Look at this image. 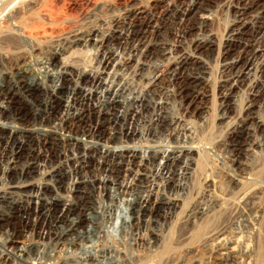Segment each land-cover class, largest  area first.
Wrapping results in <instances>:
<instances>
[{"label":"bare ground","instance_id":"6f19581e","mask_svg":"<svg viewBox=\"0 0 264 264\" xmlns=\"http://www.w3.org/2000/svg\"><path fill=\"white\" fill-rule=\"evenodd\" d=\"M47 1L6 0L5 4H24L29 13L45 6ZM232 1L234 17L218 53L224 74L219 121L229 119L226 115L229 101L236 102L231 95L240 83L245 80L250 91L241 115L235 122H230V118L226 123L228 133L222 145L226 149L230 147L227 151L234 158L236 155L232 152L238 146L245 143V151H252L260 146L259 138L264 137V125L252 113L253 106L264 100V0ZM204 3L205 0H191L177 6L176 0L168 3L159 0L144 7L128 4L121 9V18L116 24L123 32L115 30L100 36L92 29L75 32L43 59L44 67L39 68L37 75L41 69L47 70L56 57L76 47L95 49L91 55L96 63L88 69L62 66L61 73L45 77L31 74L32 70L25 71L30 75L20 71L2 75L5 83L0 82V264H54L48 261L56 256H79L72 258L75 264H106L107 256L113 251L95 250L91 244L95 239L124 236L128 232L136 237V232L148 225L145 217L167 220L169 215L181 210L179 201L162 198L156 192L182 189L181 180L188 170L190 159L187 158L193 148L179 145V130L174 141L176 147L160 143L167 137V123L161 111L167 101L181 107L186 103L193 111L201 110L202 103L198 101L204 98L201 92L208 83L203 54L214 45L213 36L200 35L212 19L207 9H203ZM24 10L17 9L9 19L23 20ZM157 15L169 24L174 23L188 37L192 36L186 48L167 44L162 38L163 29L149 25ZM17 27L25 39L33 38L29 29L25 32L26 25ZM194 30L198 34L192 33ZM120 46L126 58L119 55L122 61H116L107 72L108 60L117 54L116 47ZM178 48L180 52L172 57ZM134 57L142 62L131 73H124ZM48 76L56 79L57 85L46 87L44 82ZM34 95L42 96L43 100L39 104L31 102L29 99ZM159 95L161 99L164 97V103L151 105L150 100ZM148 109L152 110L150 114L146 113ZM137 122H141L139 129ZM107 124L113 133L109 131L105 139L101 128ZM129 136H138L136 143L129 142ZM242 137L243 143L239 141ZM208 150L199 151L202 156H208ZM232 163L237 170L243 165L237 159ZM172 167L178 170L172 171ZM89 168L95 170L94 174H89ZM234 177L228 178V183L238 194L237 206L233 200L235 206L256 208L258 196H264V181L241 190L246 181H253L240 174ZM217 202L224 206L227 198L219 197ZM216 240L208 253V259L214 264L259 263L262 252L259 247L254 251L243 236L228 237L222 233ZM195 261L204 264L201 260Z\"/></svg>","mask_w":264,"mask_h":264},{"label":"rangeland","instance_id":"374dc122","mask_svg":"<svg viewBox=\"0 0 264 264\" xmlns=\"http://www.w3.org/2000/svg\"><path fill=\"white\" fill-rule=\"evenodd\" d=\"M5 1L6 0H0L1 83H5L4 79L2 78L7 72L18 73L20 71L19 73L24 75L27 74L25 72L26 70L28 72L32 70L31 74L37 75L39 68L44 67L42 66V63L44 62L43 59H47L50 54L54 52V49H58L57 46L64 38H69L75 35V32H88L90 29H92L99 33L98 36L101 34H110L115 30L117 32H123L124 30L121 29V26H117L116 24L121 18L120 11L124 6L131 3H137L138 5L140 4V6L144 7L147 4L158 2L159 0H48L44 4L45 6L42 5V7L39 6L38 9H32L29 13H26V9L23 8L25 7L24 4L6 5ZM164 1L168 3L170 0ZM190 1L191 0H176V5L179 6L184 3H189ZM232 2V0H205L203 6L204 8L202 7L204 10L207 9V14H210V18L212 19L210 23L206 24V27L202 29L203 32L200 31V35H204L203 37L213 36L214 45L210 47V50L203 54L204 61L206 62L208 69V83L206 82L201 92L204 98H202L201 101H198L202 103V105H199L201 110L193 111V108L188 107V104L186 103L181 107L177 103L175 105L174 102L167 101V104H164L161 111V116L166 119L167 123L165 126V136L167 137H165L166 140L162 138L164 141H161L160 143L164 146L166 143H168L167 145H170V147H176V143H174V141L176 140V131L179 130L180 132L177 133L179 135L178 138L180 137L178 139L179 145H185L189 148H193V151L190 152L191 156L188 157L187 155V159H190V162L188 163V170L185 172L186 175L181 180L182 185L180 188L182 189L172 188L164 192H156L158 195L161 193L160 196H162V198H168L175 201L176 203L179 201L177 204H179L181 210L176 211L175 214L172 212L174 215H167V220L159 219L156 221V217H145L144 220L148 225H145L143 228L139 229V232H136L138 235L136 237H134L132 233L128 232L127 234H124V236L117 234L114 238L110 237L108 239H95L91 243L95 250L98 249V251H102L106 249L108 251H113L110 253L112 255L107 256V261H105L106 264H200L201 262H198V260H201L204 264H214L213 260L208 259V253L210 251V246L216 243V238L222 235V233L228 237L234 234L243 236V238L247 240L250 245H252V249L254 251H256V248L258 249L259 247V252L262 253L259 256L261 260L258 258L257 262L259 261V263L257 264H264V196H258V201L256 200L257 205L255 204L256 208L252 210L250 205L249 208L244 207V205H240L238 208L236 207L237 201L235 200L237 199L238 194L236 191L234 192L233 188L228 183V178L231 176H235L234 178H237L239 174L243 175L245 178L250 175L248 178L253 181L249 183L246 181L245 183L247 185H245V188L242 187L241 190L247 189L249 186H251V184L260 185L261 180L264 181V137L261 138L258 136L259 134H257V136L260 137L258 140L260 146L254 147L252 151L249 150L250 152L245 151V143H243L244 138H240L239 141H241L244 145L238 146L236 151L232 152V155H236H234V158H231V153H228L227 151L230 147L226 149L222 145L228 133V127L226 123L230 118V122H235L237 120V116L241 115L240 112L242 107L250 98L249 87L245 80L239 84V89L235 90V92L231 95L233 96L232 98H234V101L236 100L237 103L229 101L230 108H228L226 111V115L229 119L219 121V107L222 103V100L220 99L223 92L220 89V85L222 79L224 78V74L222 73L221 69L222 59H220L221 57H219L218 53L221 51V47H219V45H222L224 36H226L227 30L229 28V24L234 17V13H232L231 9V5L233 4ZM46 8H49L48 11ZM17 9H25L24 13L26 14H24V17L21 18L23 20H10L9 18L17 11ZM30 13L32 15H29ZM28 18L29 20L31 18V21L28 22ZM24 19H27V23L25 22L26 24H23V21H25ZM21 25L24 27L26 25L27 27L25 28L27 29L25 32H27L29 29L31 32L28 33L33 35V38L36 37L37 39H25L22 36L23 33H20V28L17 27H21ZM149 25L152 27L157 25L163 29L162 38L167 44L172 46H181L182 48H186L189 44L188 42L192 39V36L189 35L188 37V34H185L184 31L174 23L169 24L168 21L161 19V17L158 15L156 16L155 21L152 20ZM32 27H34L35 30ZM192 33L198 34L196 30H194ZM262 36L264 39V34ZM116 48H118L116 50L118 55L113 54V58H109L107 72H109L112 67L116 65V61H122L119 58V55L120 57L122 56L121 58L123 59L126 58V56L124 57V54L126 53L123 51V47L120 46ZM94 51L95 49L93 50L91 46L88 49L76 47L75 49H72L71 52H67L61 57H56L53 64L51 66H47L48 71L41 69V73L37 76L45 77L44 75L56 74L59 73L58 71L61 73L63 71L62 66H70V68L72 67L71 69H88L89 66H91L93 63H96L94 56L91 55ZM178 52H180V48L177 49V52L175 51L173 53L172 57L177 56ZM133 59V62L129 64V68L125 69L124 73H131V71L134 70L136 64L138 65V63L142 62L138 57H134ZM150 61L152 62L153 60L151 59ZM73 64H75V66ZM52 78L53 77L48 76V78L45 79L46 82L44 83L46 87L52 86L53 83L56 82V79ZM55 85H57V83H55ZM164 92L162 94L163 96H166V94L164 95ZM39 96L40 95H34L33 99L29 100L31 102L35 101V104H39L40 101L43 100V97ZM159 96L160 97L155 96L153 99L150 98L151 105L154 104L153 102H156V105L159 103H164V97L161 99L162 95ZM262 101H259L253 106L252 113L254 117H258L260 122H262V125H264V100ZM14 102L15 101H13V103ZM150 108L152 109V107ZM151 109H148V112L146 113L150 114L152 112ZM174 114H176L175 117ZM170 119H173L172 123L170 122ZM181 120H183V122L187 123L188 125L184 124ZM140 123L141 122L136 123V127L138 129ZM112 129L113 128L110 124L104 125L101 128V131L104 132L103 137L105 139L108 138L111 132L113 133ZM188 130L190 131L188 132ZM137 137L138 136H129L127 140L129 142L136 143L138 139ZM227 140L229 141L228 138ZM156 143H158V141ZM191 144L194 147L191 146ZM203 148H209L207 151L208 156L201 155L199 150H202ZM203 158L206 159L204 160ZM191 159H194L195 161H191ZM234 159H237L238 161L240 160L243 163V165L238 170L233 166L232 161ZM199 164L201 167L199 166L200 168H197ZM175 168L176 167H172L171 170L173 171ZM191 169H193V173H190L192 172ZM176 170H178V168H176ZM87 171L89 174H94L95 172L93 168H89ZM123 178L124 175L121 179ZM219 197H223L224 199L227 198V202H225L226 204L223 203L224 206L217 202ZM233 200L236 201V206ZM153 221H156V223ZM139 237L141 238L138 241L137 238ZM37 239L38 237L35 238V243L37 242ZM135 239H137V241ZM77 253L79 252L72 254ZM72 258H79V256H56V258H52V260L48 262L61 264L64 261L63 263L67 264V262H69L70 264H73L74 262ZM195 260H197L198 263H194L196 262ZM253 264H256V262Z\"/></svg>","mask_w":264,"mask_h":264}]
</instances>
